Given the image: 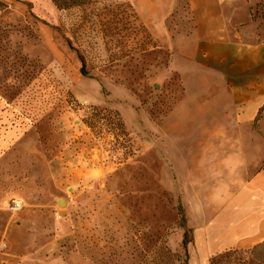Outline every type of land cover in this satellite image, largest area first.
I'll use <instances>...</instances> for the list:
<instances>
[{
  "label": "rangeland",
  "instance_id": "obj_1",
  "mask_svg": "<svg viewBox=\"0 0 264 264\" xmlns=\"http://www.w3.org/2000/svg\"><path fill=\"white\" fill-rule=\"evenodd\" d=\"M245 1L264 20V0ZM183 15L162 26L132 0H0V264H205L194 231L218 210L196 159L213 140L178 135L200 67ZM94 109L109 119L92 129ZM207 264L261 263L230 250Z\"/></svg>",
  "mask_w": 264,
  "mask_h": 264
},
{
  "label": "crops",
  "instance_id": "obj_2",
  "mask_svg": "<svg viewBox=\"0 0 264 264\" xmlns=\"http://www.w3.org/2000/svg\"><path fill=\"white\" fill-rule=\"evenodd\" d=\"M132 2L143 20L154 16L166 26L189 13L194 24L200 67L196 83L185 80L174 114L178 135H212V147L203 142L197 149V177L198 187L212 188L205 194L218 211L194 231L193 251L205 264L230 250L264 264V20L245 0Z\"/></svg>",
  "mask_w": 264,
  "mask_h": 264
},
{
  "label": "trees",
  "instance_id": "obj_3",
  "mask_svg": "<svg viewBox=\"0 0 264 264\" xmlns=\"http://www.w3.org/2000/svg\"><path fill=\"white\" fill-rule=\"evenodd\" d=\"M108 119H109L108 118V115L105 112L103 113L100 110L94 109V112L91 113L88 116V121L87 122H88L89 126L92 129H95L97 127V123L98 122L104 121V120L108 121ZM120 133L124 134V129L122 127L121 121H119V123L117 124V126L115 125V128H114V134L120 135Z\"/></svg>",
  "mask_w": 264,
  "mask_h": 264
}]
</instances>
